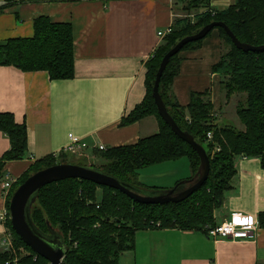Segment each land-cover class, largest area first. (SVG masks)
Masks as SVG:
<instances>
[{
  "label": "trees",
  "instance_id": "16d2710c",
  "mask_svg": "<svg viewBox=\"0 0 264 264\" xmlns=\"http://www.w3.org/2000/svg\"><path fill=\"white\" fill-rule=\"evenodd\" d=\"M0 1H4L0 6L2 13L5 8L23 0ZM180 1L188 13L174 18L172 32L147 61V94L121 121L125 126L154 115L159 122L158 132L141 137L135 144L97 149L94 153L95 157L102 158L98 169L145 191L160 189L146 187L137 180L139 169L187 157L195 175L200 165L197 152L158 112L153 87L163 56L179 40L214 21L226 23L241 42L264 45V0H235L226 9L211 7L212 0ZM214 29H218L222 36L224 50L221 59L213 66V72L221 76L220 84L227 90V97L234 93L245 95L236 108L244 128L218 121L211 90L193 92L186 106L180 104L173 91L183 60L181 52L199 48ZM74 61L72 25L52 22L47 16L35 19L33 36L0 42V65L15 66L22 71L45 70L52 79L72 78ZM159 91L178 126L206 148L211 161L208 179L185 200L166 204L141 203L120 190L79 178L43 186L33 198L30 218L40 232L47 235L57 233L62 237L67 246L66 264H120V256L135 247V234L139 229L180 228L208 232L209 226L216 225L215 211L223 206L226 192L232 186L236 158L259 157L264 165V50H241L224 28L215 27L204 38L186 44L171 57L161 77ZM0 131L8 136L11 144V148L0 157L1 178L8 161L25 157L28 131L26 123H18L11 112H0ZM209 132L213 134L211 138ZM65 162L68 161H58L53 156L38 160L17 179L15 185L19 186L32 173ZM100 189L102 196L98 200ZM13 193L14 188L8 197V208ZM259 223L264 228V213L259 215ZM6 226L17 249L16 252L1 250L0 264H50L15 232L11 220Z\"/></svg>",
  "mask_w": 264,
  "mask_h": 264
},
{
  "label": "crops",
  "instance_id": "0c3cea01",
  "mask_svg": "<svg viewBox=\"0 0 264 264\" xmlns=\"http://www.w3.org/2000/svg\"><path fill=\"white\" fill-rule=\"evenodd\" d=\"M234 2L212 0L210 6L226 9ZM182 5L180 0H23L0 13V42L33 36L34 21L40 16L70 23L75 58L74 75L67 79H52L45 70L0 65V112L13 113L18 123H26L28 131L25 157L8 161L0 178V211L8 201L4 182L23 176L47 156L62 158L65 153L55 154L68 144L70 134L88 143L82 156L95 157L99 145L135 144L158 132L154 115L125 126L121 121L145 98L146 63L164 41L158 32L172 25L176 16H184L178 9ZM223 46L219 30L214 29L199 48L181 52L180 73L173 83L181 105L189 104L193 92L209 89L219 115L212 83L220 82L213 66L221 59ZM10 148L8 136L0 131V157ZM182 158L151 164L158 167L154 174L168 170L166 186L191 178L190 160ZM235 167L224 204L216 209V224L233 212L254 220L264 213L261 159L238 156ZM3 239L0 222V251L6 250ZM120 264H264V228L259 226L247 239H215L203 230L139 229L135 247L120 256Z\"/></svg>",
  "mask_w": 264,
  "mask_h": 264
},
{
  "label": "water",
  "instance_id": "95a60500",
  "mask_svg": "<svg viewBox=\"0 0 264 264\" xmlns=\"http://www.w3.org/2000/svg\"><path fill=\"white\" fill-rule=\"evenodd\" d=\"M215 27L224 28L232 39L234 45L241 50H264V45L253 46L241 42L226 23L222 21H214L205 25L197 33L188 35L179 40L163 56L153 87V97L159 114L181 139L192 146L200 158V165L196 174L189 179L181 180L172 188L157 191H145L126 183L111 174H107L98 168L77 163H57L33 173L14 191L10 200L9 209L13 229L38 255L46 258L51 264H66L64 262V257L67 252V246L62 237L57 233L47 235L40 232L33 225L30 218V208L33 198L38 191L47 184L69 178L85 179L99 185L120 190L135 201L150 204L181 202L203 186L208 179L211 170L210 157L206 148L197 142L191 133L182 130L175 122L163 101L159 86L163 72L171 57L180 52L186 44L204 38Z\"/></svg>",
  "mask_w": 264,
  "mask_h": 264
},
{
  "label": "built area",
  "instance_id": "2783aa9c",
  "mask_svg": "<svg viewBox=\"0 0 264 264\" xmlns=\"http://www.w3.org/2000/svg\"><path fill=\"white\" fill-rule=\"evenodd\" d=\"M171 32L172 26L170 25L166 30H160L158 32V36L162 39H165V37ZM212 135V132L208 133L209 138H211ZM88 146L89 145L84 138L76 136L74 134H70L68 144L62 150H60L58 154L55 155H60L63 153L79 154L80 152L86 150ZM98 149L106 150L107 147L105 145H99ZM17 179L18 178H11L10 180L4 182L6 196L9 197V194L12 191L13 186L16 184ZM10 218V209L5 206L0 211V222L4 225L3 243L6 250L16 252L13 235L6 226V223L8 220H10ZM259 226V220H254L247 214L233 212L226 220L209 228L208 235L215 239L219 237L231 239H247L254 235ZM16 260L17 259H15V262Z\"/></svg>",
  "mask_w": 264,
  "mask_h": 264
},
{
  "label": "rangeland",
  "instance_id": "374dc122",
  "mask_svg": "<svg viewBox=\"0 0 264 264\" xmlns=\"http://www.w3.org/2000/svg\"><path fill=\"white\" fill-rule=\"evenodd\" d=\"M178 9L182 11L183 15L188 13V11H186L184 8V4L182 5L181 8H178ZM194 10H192L191 12L195 13ZM227 46L229 47L230 45L227 44ZM219 79H221V76H219ZM212 85L211 86L213 87V92L216 95V101H217L216 105H217V109H218V111L216 110V112H218V114H219L218 115V117H219L218 121H221L222 123H225L226 121L231 122L232 124L236 125L239 128H244V126L241 125L242 123L240 122L239 117L236 113V108H237L238 102L241 100H244L245 95H243L242 93H234L231 96L227 97V95H226L227 90L222 89L221 84L218 80H216L214 83H212ZM84 152L85 151H82L79 154L65 153L66 155L62 156V158H59L58 161H64L65 160V161H69V162H73V163L74 162L79 163L82 165L83 164L92 165V167L98 168V166L100 165V163L102 161V158H98V157H94V156L84 157V156H82V154ZM182 160L188 161V159L186 157L182 158ZM189 167L190 166L188 165V168ZM157 168L158 167H156V165H151V166H147L143 169H139L138 170L139 175L137 176L138 177L137 180H139L141 183H143V185H145L146 187L154 188V189H160V190L172 188L179 182V180H178L177 182H174L175 184H173L172 186H170V185L166 186L165 183H168L170 181L169 172H167L168 170H166V173L164 172L163 175H161L159 173L154 174L157 171ZM180 180H181V178H180ZM170 183H172V182H170ZM17 187L16 186L14 187V191L17 189ZM101 192H102V189H100L99 193L97 194L98 200H101V196H102ZM215 213H216V211H215ZM15 248H16V246H15ZM19 249L22 252H24L23 247H20Z\"/></svg>",
  "mask_w": 264,
  "mask_h": 264
},
{
  "label": "bare ground",
  "instance_id": "6f19581e",
  "mask_svg": "<svg viewBox=\"0 0 264 264\" xmlns=\"http://www.w3.org/2000/svg\"><path fill=\"white\" fill-rule=\"evenodd\" d=\"M171 26H172V29H173V25H171ZM68 163H70V162H68ZM83 165H84V164H83ZM193 176H194V175H193ZM193 176H192V177H193ZM211 227H213V226H209L208 229L211 228ZM50 264H51V263H50Z\"/></svg>",
  "mask_w": 264,
  "mask_h": 264
}]
</instances>
